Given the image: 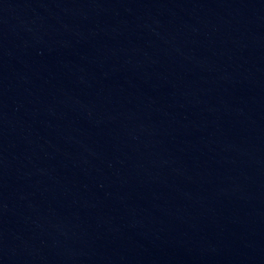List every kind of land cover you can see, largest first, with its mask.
Masks as SVG:
<instances>
[{
  "label": "water",
  "instance_id": "obj_1",
  "mask_svg": "<svg viewBox=\"0 0 264 264\" xmlns=\"http://www.w3.org/2000/svg\"><path fill=\"white\" fill-rule=\"evenodd\" d=\"M0 264H264V0H0Z\"/></svg>",
  "mask_w": 264,
  "mask_h": 264
}]
</instances>
